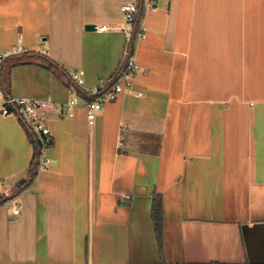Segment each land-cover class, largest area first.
<instances>
[{
	"label": "crops",
	"instance_id": "obj_1",
	"mask_svg": "<svg viewBox=\"0 0 264 264\" xmlns=\"http://www.w3.org/2000/svg\"><path fill=\"white\" fill-rule=\"evenodd\" d=\"M125 1L0 0V50H24L2 63V87L54 102L50 163L33 177L29 133L0 98V196L14 192L0 264H264V0H156L132 91L89 124L85 90L124 58ZM73 97L71 115L56 108Z\"/></svg>",
	"mask_w": 264,
	"mask_h": 264
},
{
	"label": "built area",
	"instance_id": "obj_2",
	"mask_svg": "<svg viewBox=\"0 0 264 264\" xmlns=\"http://www.w3.org/2000/svg\"><path fill=\"white\" fill-rule=\"evenodd\" d=\"M157 5L156 0H144L143 8H154ZM122 11L126 20V41H129L134 34V15L139 9V0H126L122 6ZM107 28L106 25H95V29L98 31H103ZM145 33V26L142 23L138 24L136 30L135 42L142 38ZM21 45H17L8 50H0V64L4 62L7 58L13 57L15 55L23 52ZM134 51L129 54L125 49L124 58L118 68L121 67L118 78L112 84L107 85L106 81H102L99 84L91 87L89 92L96 94L95 97L86 99L85 105L87 108V119L89 124H93L97 111H99L106 101L112 100L117 97L121 92L132 91V82L137 73V66L134 60ZM70 77L76 84L84 85L83 70L72 69L69 71ZM1 69H0V98L3 114H13L16 117H22L31 127L33 132L38 136L40 140L45 144L46 138L51 135L50 129L46 124V112L48 109L53 107L54 102L51 98H34V97H24V96H12L10 94H5V89L1 86ZM78 97H73L62 102L56 106V108L64 114L71 115L72 108L78 104ZM13 104L14 108H10L8 105ZM46 146H43V153L39 161V168H45L49 165L50 159L45 157L44 150ZM10 191L8 189L3 190V195H9ZM124 197L128 198L129 195L126 194ZM13 213H19L20 209L18 202L14 200V205L12 208Z\"/></svg>",
	"mask_w": 264,
	"mask_h": 264
},
{
	"label": "trees",
	"instance_id": "obj_3",
	"mask_svg": "<svg viewBox=\"0 0 264 264\" xmlns=\"http://www.w3.org/2000/svg\"><path fill=\"white\" fill-rule=\"evenodd\" d=\"M144 0H139V9L137 11V13L134 15L133 18V22H134V34L132 36V38L129 41H126L125 43V49L128 51L129 54H131L134 51V46H135V35H136V30L138 28V24H140V21L143 17V13H144ZM22 54V53H21ZM3 63V62H2ZM2 63L0 64V69L2 68ZM53 62H49L50 66H53L52 64ZM121 71V67L117 68L114 72V74L106 80V84H112L114 81L117 80L119 72ZM1 84H2V80H1ZM2 86V85H1ZM3 88V87H2ZM90 94V96L88 95L89 98H93L96 96V94H92L89 92V90H85V94ZM6 95H8L7 92H5ZM11 109L14 108L13 104H9L8 105ZM26 127L28 133H29V137L31 139V142L33 143V148H34V153H33V158L31 161V164L28 168V172L30 176L35 175V173L37 172L38 168H39V161L40 158L42 156L43 153V146L45 145L46 147H48L51 143H52V137L51 135L49 137L46 138V143L44 144L42 142V140H40L38 138V136L33 132V130L31 129L30 125L20 116L17 117ZM14 192H10L9 195H1L0 196V202H4L7 201L9 198L13 197ZM151 215H152V219H153V224H154V228H155V232H156V236L158 239V243H159V248L161 251V254L163 256V221H164V210H163V202H162V196L160 193H155L153 195V200H152V208H151ZM156 264H169L165 261L164 258H162L161 262L156 263ZM184 264H188V263H184ZM195 264V263H194ZM213 264H224V263H219V262H214Z\"/></svg>",
	"mask_w": 264,
	"mask_h": 264
},
{
	"label": "water",
	"instance_id": "obj_4",
	"mask_svg": "<svg viewBox=\"0 0 264 264\" xmlns=\"http://www.w3.org/2000/svg\"><path fill=\"white\" fill-rule=\"evenodd\" d=\"M86 28H95V25H93V24H88V25H86Z\"/></svg>",
	"mask_w": 264,
	"mask_h": 264
}]
</instances>
